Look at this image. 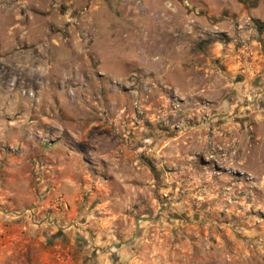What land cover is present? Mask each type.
Listing matches in <instances>:
<instances>
[{"label":"rangeland","instance_id":"obj_1","mask_svg":"<svg viewBox=\"0 0 264 264\" xmlns=\"http://www.w3.org/2000/svg\"><path fill=\"white\" fill-rule=\"evenodd\" d=\"M10 222L19 264H264V0H0Z\"/></svg>","mask_w":264,"mask_h":264},{"label":"crops","instance_id":"obj_2","mask_svg":"<svg viewBox=\"0 0 264 264\" xmlns=\"http://www.w3.org/2000/svg\"><path fill=\"white\" fill-rule=\"evenodd\" d=\"M8 228L12 230L11 233L5 234L4 237L0 238V264H19L20 260V252L19 248H17L22 242H29V246L33 247V242H38L34 236L22 237L19 232H17V225L15 222H10ZM2 226L0 225V229ZM38 239H42L37 237ZM53 241V240H52Z\"/></svg>","mask_w":264,"mask_h":264},{"label":"trees","instance_id":"obj_3","mask_svg":"<svg viewBox=\"0 0 264 264\" xmlns=\"http://www.w3.org/2000/svg\"><path fill=\"white\" fill-rule=\"evenodd\" d=\"M261 29H262V27L260 29L258 28V30H260V31H261Z\"/></svg>","mask_w":264,"mask_h":264}]
</instances>
